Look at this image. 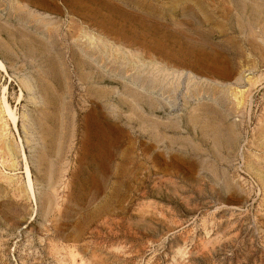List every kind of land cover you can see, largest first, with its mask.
I'll return each instance as SVG.
<instances>
[{
    "label": "rangeland",
    "instance_id": "374dc122",
    "mask_svg": "<svg viewBox=\"0 0 264 264\" xmlns=\"http://www.w3.org/2000/svg\"><path fill=\"white\" fill-rule=\"evenodd\" d=\"M0 62V264H264V0H0Z\"/></svg>",
    "mask_w": 264,
    "mask_h": 264
},
{
    "label": "bare ground",
    "instance_id": "6f19581e",
    "mask_svg": "<svg viewBox=\"0 0 264 264\" xmlns=\"http://www.w3.org/2000/svg\"><path fill=\"white\" fill-rule=\"evenodd\" d=\"M119 36V35H118ZM88 37V36H87ZM14 38V37H13ZM122 38V37H121ZM86 39V38H85ZM132 38H130V40H131ZM15 40V39H14ZM87 42H88V46H89V48L90 49H93L92 48V46H94L93 45V39L92 38H87ZM136 40V39H135ZM16 41V40H15ZM97 41V40H96ZM98 43V42H97ZM96 43V44H97ZM87 44V43H86ZM96 44H95V47L94 48H96ZM102 44V46H103V48H104V46H105V44L104 43H101ZM98 45V44H97ZM99 46V45H98ZM100 47V46H99ZM111 47V46H110ZM35 48V47H34ZM101 48V47H100ZM102 48V49H103ZM112 48V51H114V53H117V52H120V56L119 57H115L114 59H115V61H120V65L122 66H124V65H126V66H124V67H127V66H129V67H131L132 69H135L136 70V73L137 72H139V71H137V67H135V66H137V64L135 63V62H133L132 60L131 61H129V58L127 57V55L122 51V50H120V51H116L115 50V48L114 47H111ZM111 48H107L106 46H105V49L104 50H106V49H108V50H111ZM104 50H102L101 52L103 53V55L106 53ZM95 51V50H94ZM98 51H99V49H98ZM107 51V50H106ZM100 52V51H99ZM109 52V51H108ZM136 53V52H135ZM118 54L119 53H117L116 54V56H118ZM103 55H101V56H103ZM110 55V54H109ZM164 56V55H163ZM167 57V56H166ZM134 58V57H133ZM140 60V59H139ZM140 62V61H139ZM152 62V61H151ZM104 67V66H103ZM148 68V67H147ZM0 69L1 70H4L5 68H4V66H3V64H2V62H0ZM110 71V70H109ZM117 73V72H116ZM228 73V72H227ZM226 73V74H227ZM244 73V72H243ZM225 74V75H226ZM121 75V74H120ZM150 75V74H149ZM148 75V76H149ZM228 75H230V74H228ZM148 76H145V77H143L142 78V80L144 81V82H147V83H149L148 85H150V89L151 90H154L156 87H157V84H158V82H160V79L159 80H157V76L155 75V74H152V75H150L149 77ZM184 76V75H183ZM100 78V77H99ZM181 78V77H180ZM241 79H243V78H241ZM182 81V80H181ZM162 82V81H161ZM138 84V83H137ZM137 84H135V86L137 85ZM162 84V83H161ZM26 85V84H25ZM128 85V84H127ZM158 85H160V83L158 84ZM170 85V84H169ZM169 85H167V86H169ZM28 86V85H27ZM32 87V86H31ZM126 87H128V86H126ZM192 87V86H191ZM26 88H28V87H26ZM164 88V87H163ZM127 90V93L128 94H130V95H133V96H136V97H138V95H140V93L138 92V90H134L133 88H130V89H128V88H126ZM132 89V91H130ZM29 90V89H28ZM134 90V91H133ZM175 90V89H174ZM195 90V89H194ZM242 92H244V91H242ZM28 93H30V92H28ZM122 93V92H121ZM143 93V92H142ZM239 94V93H238ZM241 94V93H240ZM141 96V95H140ZM154 96V95H153ZM158 97V96H157ZM180 97V96H179ZM20 98V97H19ZM140 98V97H139ZM137 99V98H136ZM19 100V99H18ZM117 101V100H116ZM164 101V100H163ZM241 101L242 100H240L239 101V104L241 103ZM243 101H244V99H243ZM250 101V100H249ZM119 102V101H118ZM243 103V102H242ZM123 104V103H122ZM34 105V104H33ZM132 107V106H131ZM160 107V106H159ZM7 118V120L10 122V124H11V126L13 127V129L14 130H17V117H16V115H15V111H14V109L9 105V103L7 102V100H6V97H5V93H4V91H3V94H2V97H0V120H2L3 118ZM4 121V120H3ZM214 121H215V119H214ZM2 125H3V127L5 128V123L3 122L2 123ZM1 127V126H0ZM177 127V126H176ZM195 127V126H194ZM2 128V127H1ZM27 140H28V138H27ZM7 143V142H6ZM5 143V147H6V151H7V153L9 154V156H13L14 155V151H13V148H12V145H10V144H6ZM21 148V147H20ZM19 153V152H18ZM21 153H22V156H23V158L25 159V155H24V153L21 151ZM16 154V153H15ZM20 154V153H19ZM20 158V157H19ZM15 164H10L8 167H9V169L10 170H12V172H16L17 170L15 169V166H14ZM11 172V173H12ZM5 174V173H4ZM14 175V174H13ZM22 175L24 176L23 178H24V184H23V187H24V190L25 191H27V193L30 195V197L33 199L34 198V190H33V183H32V176H31V172H30V169H29V167L27 166V165H25L24 166V168H23V171H22ZM12 179V178H11ZM262 179V178H261ZM10 181V180H9ZM11 182V181H10ZM25 185V186H24ZM24 190H22V191H24ZM25 196V195H24ZM67 264V263H66Z\"/></svg>",
    "mask_w": 264,
    "mask_h": 264
}]
</instances>
